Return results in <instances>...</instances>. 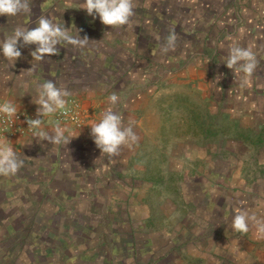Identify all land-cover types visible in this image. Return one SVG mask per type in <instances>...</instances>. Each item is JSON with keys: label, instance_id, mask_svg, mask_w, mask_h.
Wrapping results in <instances>:
<instances>
[{"label": "rangeland", "instance_id": "obj_1", "mask_svg": "<svg viewBox=\"0 0 264 264\" xmlns=\"http://www.w3.org/2000/svg\"><path fill=\"white\" fill-rule=\"evenodd\" d=\"M251 1L142 0V6L146 7H142L141 11L144 19L152 17L159 27L167 26L176 34L172 57L164 58L157 54L155 59L146 61L144 58L92 59V71L89 68L86 72L82 70L83 73L72 70V85L80 88L89 85L95 90L102 85H114L118 80L125 83L117 72L129 62H135L142 82L154 87L158 85L155 88L158 103L147 106L146 110L150 113V121L155 123V131L162 135V144H169L168 138L172 136L174 148L167 162L172 163L173 170L163 169L162 164L167 163L163 155L155 157L156 168L153 166V170L156 172L150 170L146 155L149 147L144 150L142 145L141 154L144 157L141 155L140 160L145 170L140 175L142 196L139 205L135 206L138 209L141 207L138 210L140 214L132 215L133 207L121 202L112 206L105 202L94 203L90 214H86L87 204L77 198V205H74L76 211L70 209L73 206L71 203L67 204L70 208H64L63 204H49L46 209L51 212L45 213L42 218L45 205L40 202V210L36 209L34 216L20 213L10 221L0 220V264H157L158 261L173 264L172 261L185 259L183 253H179L180 246H207L217 241L223 252L228 251V246L235 243L231 241L235 232L230 234L233 218L242 212L250 217L249 227L262 226L264 222L259 215L264 208V147H260L264 144V138L261 140L260 135L256 137L262 123L261 110L258 105L257 108L253 106L252 118H244V111L240 108L233 110L236 105L234 101L239 100L237 103H241L238 104L240 107H248L252 102L245 99H255L256 93L261 92L258 90L254 93L250 87L229 83V80L237 81L238 77L243 81V73L229 69L224 63L229 49L234 45L251 49L256 60L259 53V56L264 54L257 50L256 42L252 43L251 29L239 28V24L244 23H238L242 17L241 10ZM31 2L52 4L54 0ZM216 19L219 23H216ZM167 28L161 29V38L165 41ZM214 32L218 35L216 39L212 37ZM177 37L182 42H177ZM202 39L206 41V44L203 42L204 47H201ZM187 40H190L188 48L183 51V41ZM141 42V47H148L145 40ZM210 59L214 64L209 62ZM48 62L44 63L46 69H42L44 74L38 82L51 80L59 87L60 70L53 72L47 66ZM147 63H150V68ZM206 63L211 69L209 73L206 71L207 74L199 76L196 71L191 76L187 72L193 67L202 69ZM142 67L144 69L140 71ZM138 73L135 70L128 73L129 78L134 80L132 85L140 80ZM29 85L34 90V83ZM21 92V98L25 99L22 102L29 104L30 100L26 99H29L27 95L30 92L25 93L22 87ZM219 96L220 102L213 99ZM19 108L26 109L22 106ZM45 117L53 119V116ZM147 124L144 128L148 127ZM253 128L257 131L253 132ZM164 135L167 136L166 141ZM186 145L204 147L207 154L204 157L202 153L189 155L183 159L181 152ZM229 148L234 150L232 154L226 152ZM186 159L191 160L187 164L195 168L196 162L203 163V170L198 172L186 164L180 167V161ZM208 161H215V169L207 166ZM151 162L154 161L151 159ZM207 168L209 171L204 170ZM205 172L215 175L217 192L209 190L213 185L208 183L213 181ZM150 181L156 184L152 188L155 193L152 198H149V188L144 186ZM114 190L120 189L115 187ZM166 206H173L169 218L162 213ZM34 207L33 203L26 206L27 210ZM239 234L236 237L242 236L248 242H261V236L249 235L248 231ZM235 246H239V241ZM235 246L229 250L231 255L238 252ZM232 257L233 264H242L238 263L240 258Z\"/></svg>", "mask_w": 264, "mask_h": 264}, {"label": "crops", "instance_id": "obj_2", "mask_svg": "<svg viewBox=\"0 0 264 264\" xmlns=\"http://www.w3.org/2000/svg\"><path fill=\"white\" fill-rule=\"evenodd\" d=\"M141 1L142 0H134V15L130 18L129 23L125 26L114 28L103 25L98 17L93 20L83 8H78L82 6V0H54L52 4L31 2L32 13L30 17L24 15H18L16 17L0 15V39L10 34L12 29L18 25L34 27L38 18L41 15H46L54 23H64L65 27L74 25L75 28L79 30V35L82 38L86 36L89 40L83 47L73 46L67 43L57 45L58 51L56 54L49 55L45 60L39 62L35 60L32 61L30 55L35 45H28L21 49L22 56L16 61L14 67H9L6 60L0 55V99L16 101L19 106L26 108L30 114L38 115L37 108L39 106L33 101L37 99L36 89L38 84H40L38 79L44 74L42 69H46V64L44 63L49 61L47 66H49L50 70L53 69V72H55V70L56 72L60 70L59 87L67 88L71 93V96L67 99L72 96H77L82 102V107L87 114L86 123L81 128H75L71 124H64L72 130L74 136L77 135L70 139L67 145H56L41 137H34L33 135L28 138L16 136L9 140L11 146L18 152L19 158L23 160V165L15 175L9 176L0 174L1 221H10L17 218L20 213L36 215V209L40 210V202H43L45 205V208L43 207L42 209L44 215L42 218L45 217V213L51 212L46 209V205L49 204H63L64 208H70L67 204L71 203L73 206H71L70 209L74 210V205H77L78 202L77 198H80L81 202L85 201V205L87 204L86 214H90L92 204L99 202H105L107 205L109 204L111 206L121 202L122 204H127L129 207H133L132 215H135L137 212L139 213L138 210L141 207L138 209V207L135 206L139 205L138 201L142 196L140 194V175L142 171L145 170L144 163H141L140 160L142 145L144 146V150L149 147L146 149L147 152H145L149 157L148 168L152 171H154L153 166L156 163L155 157L157 155H163L166 157L165 161L167 162L168 158L171 159L174 148L171 141L172 136L168 138L170 139L169 144H167V142L162 144V135L155 131V123L154 121H150V113L146 110L147 106H156L158 103L156 100L157 91H155L158 85L154 87L152 84H144L140 73H138L139 67H137L135 62H129V64L125 65L123 70L117 72V75L124 79L125 83H120L121 80H118L117 83L115 81L114 85H102L95 90L89 85H83L81 86L82 88L72 85L74 78L71 74L74 72H82V70L86 72L87 68L92 71V59L108 61V59L115 58L118 60H140L144 58L143 60L146 61L147 59H155L157 54H160L164 58L172 57L173 49L166 53L162 51L166 41L161 38V29H166L167 26L164 28L159 27V25L153 21L154 19L152 17L149 20H145L143 15H141L142 7H144ZM241 13L242 17L239 19L238 23L243 21L244 23H240L239 28L243 30L251 29L250 34L252 36V43L256 42L255 45H257V50L264 52V47H262L264 46V0H252L250 5L245 6L244 9L241 10ZM216 23H219L218 19H216ZM73 31H75V29H73ZM166 32V37H168L169 34L172 33V30L170 31L167 28ZM214 34L216 35V32H214ZM215 35H212L214 39L218 37V35ZM177 38V42H182L179 40V37ZM142 40L146 41L148 47H141ZM188 41L190 40L183 41V51L188 48ZM203 42L205 43L206 41L203 39L201 40V47H204ZM259 55L258 60H260L259 62L261 63L257 60L256 68L260 67L256 72L252 73L250 80L247 78V83L243 82L244 74L241 75L243 81L238 77L237 81L229 80V83H233V85L242 84L245 88L250 87L254 93L260 90V94L256 93V100L254 98L245 99L246 101L250 100V102H252L248 107H240L238 104L241 103H237L239 100L234 101L236 105L233 107V110L235 111L240 108L242 112L244 111V118H252L253 106L257 108L256 105H258V108L261 110L260 114L262 115V119L260 120L262 123L260 124L259 131L256 132V137L260 135L262 140L264 138V54L261 56ZM204 60L205 62L207 61V59ZM209 62L214 64V61H211V59ZM31 63L34 65L32 69H30L32 66ZM208 63L202 66V69L193 67L188 69L187 72L192 74L191 76L196 74V71L199 76L202 74L204 75L206 71L209 73L211 69L207 66ZM140 65L142 66L143 64L141 63ZM147 65L148 68H150V63H147ZM143 69L142 67L140 71H143ZM72 70H74L73 73H71ZM133 70L139 74L138 78L141 81L138 80L137 83L132 85L131 83L134 80H132V77L129 78L128 73ZM52 71L51 73H53ZM105 71L108 72L106 69ZM107 75H109V72ZM171 80L172 79L169 81ZM29 83H34V90L29 88ZM66 83L69 84L68 87H66ZM256 83L258 85H255ZM21 87L24 89L25 93L30 92V94L27 95L29 99L26 96V100H30L29 104L32 106L22 102L25 99L21 98ZM200 87L201 86H199V88ZM192 88H194V86H192ZM113 93L119 97L115 105H111L108 100V97ZM213 99L220 102V96L219 98L213 97ZM109 109L119 112L123 117L124 126L131 124L138 137L137 141L131 146H121L120 150L115 155L101 153L90 136V126L101 118L104 111ZM247 110L249 111L246 112ZM42 119L44 121L45 131H47L49 135H52L53 119L51 117H42ZM145 123H148L147 128H144ZM252 130L253 132L257 131L254 128ZM166 140L167 136L164 135V141ZM263 147L264 144L260 148ZM194 148L196 150H194ZM204 150H206L204 147L202 148L198 145H192L191 147L186 145L181 152L182 158L189 155H197L199 153H202L204 157L207 154ZM210 150L212 151V149ZM233 151L234 150L227 149L226 152L231 153ZM169 155L171 156L169 157ZM151 159L154 161L153 163ZM180 162V167L186 164V166L188 165L198 172L202 171L204 168L201 162H196V168L195 166L187 164L190 163L191 160L189 162L188 159H186V161ZM162 166L165 171L173 170L170 161L162 164ZM207 166L215 169V161H208ZM177 168L179 169V167ZM126 170L131 172L128 173ZM204 170L209 171L208 168ZM204 174L209 178L211 177L213 181L208 183L209 185H213L209 190L211 192H217L215 188L218 187V185L214 184L215 175L211 172H205ZM207 182L208 181L205 179V185H207ZM155 185L156 184L151 181L144 185L148 187L151 192L149 193V195H151L149 198L155 195L152 191ZM115 187L120 190H114ZM136 192L138 193L134 194ZM31 203L35 204V207L33 210H27L26 206ZM164 203L167 202L164 201ZM129 207L128 210L130 211L131 208ZM166 207L167 208L162 210V213H164L166 218H169L173 206ZM113 209L119 212L118 209L114 207ZM53 212L55 213V209ZM68 212L73 211L69 210ZM259 216L261 221L264 222V208H262ZM262 228H264V223L260 228H257V226L248 227V232H250L249 235L261 236V242L259 244L255 241L248 242L244 240L242 236H239L240 238L236 237L241 234L236 233L237 231L232 229L230 234L235 232L233 234L235 237L231 239V241L235 243L228 246V251L226 250L223 252L221 245L217 241L207 246L201 244L185 245L179 247V253L182 252L185 259L172 262H174L173 264H233L232 256H236V258H240L238 263L264 264V231L261 230ZM213 232L217 234L220 233L216 231ZM238 241L239 246L236 247L235 245ZM234 246L236 250L238 249V252L231 255L229 250H232ZM157 264L163 263L158 261Z\"/></svg>", "mask_w": 264, "mask_h": 264}, {"label": "clouds", "instance_id": "obj_3", "mask_svg": "<svg viewBox=\"0 0 264 264\" xmlns=\"http://www.w3.org/2000/svg\"><path fill=\"white\" fill-rule=\"evenodd\" d=\"M82 6L86 13L95 20L97 17L103 25L114 27L125 26L134 15V0H83ZM31 0H0V15L16 17L24 15L30 17ZM75 29V31H73ZM88 38L81 37L74 25L65 27L64 23H54L48 16L41 15L34 27L18 25L10 34L0 39V55L6 60L9 67H14L16 61L22 56L21 49L28 45H35L30 55L32 61H43L47 56L56 54L57 45L62 43L83 47ZM176 34L170 33L163 47L168 52L175 47ZM229 69H235L244 74V83L251 77L257 66L255 54L251 49L234 45L229 49L225 60ZM31 68L34 65L31 63ZM37 99L33 101L39 107V118L27 119V127L32 130L34 137H41L56 145H67L73 137L72 130L60 122H53V134L49 135L44 129L42 117L54 116L66 108L70 91L64 87H57L51 80H45L37 86ZM119 97L113 93L108 97L109 103L115 105ZM19 104L16 101L4 100L0 103V114L11 120L17 119ZM90 136L101 153L115 155L121 146H131L138 137L130 125L124 126L122 115L114 110H106L101 118L90 126ZM23 165L18 152L11 146L4 136L0 140V174L15 175ZM249 215L242 212L233 218V229L239 233H246L249 227ZM264 231V228L261 229Z\"/></svg>", "mask_w": 264, "mask_h": 264}, {"label": "built area", "instance_id": "obj_4", "mask_svg": "<svg viewBox=\"0 0 264 264\" xmlns=\"http://www.w3.org/2000/svg\"><path fill=\"white\" fill-rule=\"evenodd\" d=\"M4 100L0 99V103ZM39 118L36 114H30L27 109L19 108L17 119L11 120L6 116L0 114V140L4 136L10 140L13 137H30L32 136V130L27 127V119ZM87 120V114L85 113L82 102L78 97H71L68 99L66 108L60 112H57L53 116L54 122H60L62 124H71L75 128H81L85 125Z\"/></svg>", "mask_w": 264, "mask_h": 264}]
</instances>
